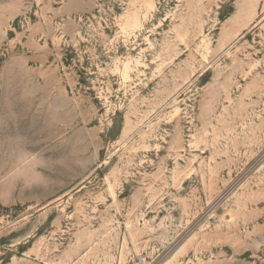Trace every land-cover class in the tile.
Returning a JSON list of instances; mask_svg holds the SVG:
<instances>
[{"label": "rangeland", "instance_id": "374dc122", "mask_svg": "<svg viewBox=\"0 0 264 264\" xmlns=\"http://www.w3.org/2000/svg\"><path fill=\"white\" fill-rule=\"evenodd\" d=\"M0 264H264V0H0Z\"/></svg>", "mask_w": 264, "mask_h": 264}]
</instances>
